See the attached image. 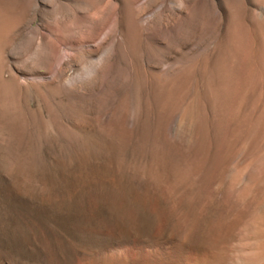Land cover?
I'll return each instance as SVG.
<instances>
[{
	"label": "rangeland",
	"instance_id": "obj_1",
	"mask_svg": "<svg viewBox=\"0 0 264 264\" xmlns=\"http://www.w3.org/2000/svg\"><path fill=\"white\" fill-rule=\"evenodd\" d=\"M0 264H264V0H0Z\"/></svg>",
	"mask_w": 264,
	"mask_h": 264
},
{
	"label": "bare ground",
	"instance_id": "obj_2",
	"mask_svg": "<svg viewBox=\"0 0 264 264\" xmlns=\"http://www.w3.org/2000/svg\"><path fill=\"white\" fill-rule=\"evenodd\" d=\"M126 245H130V242H126V241H120V242H117V243H115L114 244V247H115V249H117L116 251H119L118 249H120V251H121V249H122V251H123V249L125 250L126 248ZM140 245H141V247L142 248H145L146 246H148V245H146L145 243H142V242H140ZM151 245V244H150ZM153 245V244H152ZM115 251V250H114ZM127 251V250H126ZM174 251H175V254H177V255H179V256H181V255H184V253H185V248L184 247H175L174 248Z\"/></svg>",
	"mask_w": 264,
	"mask_h": 264
}]
</instances>
